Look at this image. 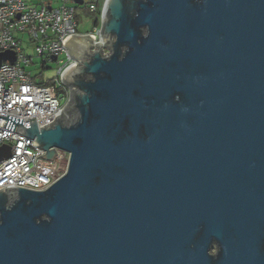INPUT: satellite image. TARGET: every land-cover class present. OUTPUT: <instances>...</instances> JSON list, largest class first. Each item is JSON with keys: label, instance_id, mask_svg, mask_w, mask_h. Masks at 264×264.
I'll return each mask as SVG.
<instances>
[{"label": "water", "instance_id": "95a60500", "mask_svg": "<svg viewBox=\"0 0 264 264\" xmlns=\"http://www.w3.org/2000/svg\"><path fill=\"white\" fill-rule=\"evenodd\" d=\"M94 40L51 122L0 115L68 155L0 188V264H264V0H104Z\"/></svg>", "mask_w": 264, "mask_h": 264}, {"label": "built area", "instance_id": "2783aa9c", "mask_svg": "<svg viewBox=\"0 0 264 264\" xmlns=\"http://www.w3.org/2000/svg\"><path fill=\"white\" fill-rule=\"evenodd\" d=\"M0 0V53L11 51L14 61L0 63V115L22 118L34 117L38 126L54 119L69 97L60 74L73 63L62 40L69 34H91L99 41L100 18L104 0ZM97 12L89 31H78V11ZM92 45V48H96ZM105 51V46H101ZM61 53L66 59H59ZM60 64L51 84L36 80L28 66L39 57L42 66L52 61ZM4 122L7 119L0 117ZM34 140L0 125V148L7 146L9 156L0 159V188L15 185L41 190L53 183L65 169H60L62 153L56 149L51 160L43 158L44 150ZM67 154V153H66ZM67 163V158H65Z\"/></svg>", "mask_w": 264, "mask_h": 264}, {"label": "rangeland", "instance_id": "374dc122", "mask_svg": "<svg viewBox=\"0 0 264 264\" xmlns=\"http://www.w3.org/2000/svg\"><path fill=\"white\" fill-rule=\"evenodd\" d=\"M97 18V12H90L87 9H81L78 11V31L80 32H86L89 31L93 21ZM59 59H66V54L61 53L58 56ZM60 64H58L56 61H49L45 65V67L42 66L41 59L39 57L33 58V64L28 66V70L32 71L33 77L41 82L46 81L47 79H53L56 77L57 74V68ZM65 158H68V155L66 153H62V160L60 164V169L66 168V162Z\"/></svg>", "mask_w": 264, "mask_h": 264}, {"label": "trees", "instance_id": "16d2710c", "mask_svg": "<svg viewBox=\"0 0 264 264\" xmlns=\"http://www.w3.org/2000/svg\"><path fill=\"white\" fill-rule=\"evenodd\" d=\"M44 84H51L52 80L51 79H47L46 81L43 82Z\"/></svg>", "mask_w": 264, "mask_h": 264}]
</instances>
